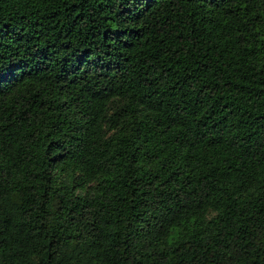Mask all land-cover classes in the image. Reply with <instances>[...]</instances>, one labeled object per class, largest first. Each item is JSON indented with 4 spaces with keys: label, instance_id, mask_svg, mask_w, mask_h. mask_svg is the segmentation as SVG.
I'll return each instance as SVG.
<instances>
[{
    "label": "trees",
    "instance_id": "trees-1",
    "mask_svg": "<svg viewBox=\"0 0 264 264\" xmlns=\"http://www.w3.org/2000/svg\"><path fill=\"white\" fill-rule=\"evenodd\" d=\"M0 264H264V0H0Z\"/></svg>",
    "mask_w": 264,
    "mask_h": 264
}]
</instances>
